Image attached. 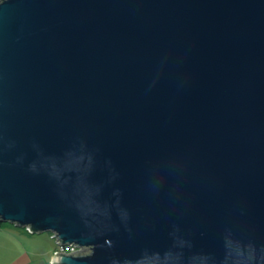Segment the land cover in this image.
Wrapping results in <instances>:
<instances>
[{"label": "water", "instance_id": "1", "mask_svg": "<svg viewBox=\"0 0 264 264\" xmlns=\"http://www.w3.org/2000/svg\"><path fill=\"white\" fill-rule=\"evenodd\" d=\"M0 221L54 264H264V0H0Z\"/></svg>", "mask_w": 264, "mask_h": 264}, {"label": "rangeland", "instance_id": "2", "mask_svg": "<svg viewBox=\"0 0 264 264\" xmlns=\"http://www.w3.org/2000/svg\"><path fill=\"white\" fill-rule=\"evenodd\" d=\"M57 247V239L50 231L32 233L25 227L0 221V264H54ZM65 250L71 253L67 247Z\"/></svg>", "mask_w": 264, "mask_h": 264}, {"label": "built area", "instance_id": "3", "mask_svg": "<svg viewBox=\"0 0 264 264\" xmlns=\"http://www.w3.org/2000/svg\"><path fill=\"white\" fill-rule=\"evenodd\" d=\"M66 247H60V250L57 251V252H60V251H66L65 250ZM68 251L70 252H76V251H79V248L75 247V246H70V247H67Z\"/></svg>", "mask_w": 264, "mask_h": 264}, {"label": "trees", "instance_id": "4", "mask_svg": "<svg viewBox=\"0 0 264 264\" xmlns=\"http://www.w3.org/2000/svg\"><path fill=\"white\" fill-rule=\"evenodd\" d=\"M60 250V247H57L56 251Z\"/></svg>", "mask_w": 264, "mask_h": 264}, {"label": "crops", "instance_id": "5", "mask_svg": "<svg viewBox=\"0 0 264 264\" xmlns=\"http://www.w3.org/2000/svg\"><path fill=\"white\" fill-rule=\"evenodd\" d=\"M54 256V255H53Z\"/></svg>", "mask_w": 264, "mask_h": 264}]
</instances>
